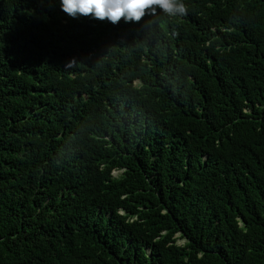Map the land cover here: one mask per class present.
I'll return each mask as SVG.
<instances>
[{"label": "trees", "instance_id": "obj_1", "mask_svg": "<svg viewBox=\"0 0 264 264\" xmlns=\"http://www.w3.org/2000/svg\"><path fill=\"white\" fill-rule=\"evenodd\" d=\"M183 2L0 0V264H264V0Z\"/></svg>", "mask_w": 264, "mask_h": 264}, {"label": "clouds", "instance_id": "obj_2", "mask_svg": "<svg viewBox=\"0 0 264 264\" xmlns=\"http://www.w3.org/2000/svg\"><path fill=\"white\" fill-rule=\"evenodd\" d=\"M61 7L73 18L78 15L92 16L99 20L107 19L113 24L121 19L139 22L145 15L155 18L161 13L166 16L187 14L183 0H61ZM74 64V60L69 61L66 67Z\"/></svg>", "mask_w": 264, "mask_h": 264}, {"label": "rangeland", "instance_id": "obj_3", "mask_svg": "<svg viewBox=\"0 0 264 264\" xmlns=\"http://www.w3.org/2000/svg\"><path fill=\"white\" fill-rule=\"evenodd\" d=\"M119 174H120V171L119 172L118 171L113 172V176H118ZM183 243H184L183 240H178V244L182 245Z\"/></svg>", "mask_w": 264, "mask_h": 264}]
</instances>
